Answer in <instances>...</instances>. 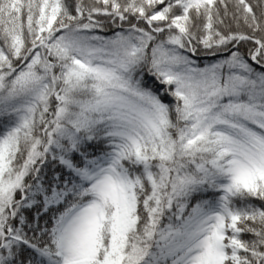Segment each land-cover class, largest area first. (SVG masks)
I'll use <instances>...</instances> for the list:
<instances>
[{
  "label": "snow or ice",
  "instance_id": "1",
  "mask_svg": "<svg viewBox=\"0 0 264 264\" xmlns=\"http://www.w3.org/2000/svg\"><path fill=\"white\" fill-rule=\"evenodd\" d=\"M0 264H264V0H0Z\"/></svg>",
  "mask_w": 264,
  "mask_h": 264
}]
</instances>
